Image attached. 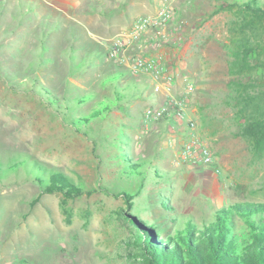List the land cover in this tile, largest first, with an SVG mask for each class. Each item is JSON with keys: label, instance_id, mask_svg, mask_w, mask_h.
Masks as SVG:
<instances>
[{"label": "rangeland", "instance_id": "1", "mask_svg": "<svg viewBox=\"0 0 264 264\" xmlns=\"http://www.w3.org/2000/svg\"><path fill=\"white\" fill-rule=\"evenodd\" d=\"M159 1L0 0V169L5 173L0 179V264H142L125 243L132 227L123 217L133 214L116 195L138 191L139 179L122 172L123 155L168 173L164 182H146L133 199L134 213L147 211L136 216L145 221L153 219L160 197L177 214L195 219L208 218L226 203H264V155L253 152L250 139L240 134L241 119H235L224 96L234 88L232 80L247 77L246 71L254 83L250 90L264 93V17L239 7L212 15L223 1L247 0H170L185 23L175 97L189 79L186 113L213 159L211 167L193 166L180 158L186 131H176L169 145L173 134L164 122H140L143 112L159 102L151 86L106 58L109 41L139 12L131 7L154 9ZM116 7L127 10L119 20L95 12ZM126 15L133 17L119 28ZM238 39L251 41L258 57L250 54L254 67L241 74L231 54ZM118 69L127 74L120 82L124 95L116 102L106 77ZM129 81L135 85L130 90L124 86ZM88 92L110 110L92 117L101 107L96 100L63 101ZM46 94L59 101L48 104ZM81 116L89 122L77 129L70 119ZM13 159H27L28 170L30 161L56 169L84 193L40 195V186L22 168L8 169ZM156 210L162 213L159 206Z\"/></svg>", "mask_w": 264, "mask_h": 264}, {"label": "trees", "instance_id": "2", "mask_svg": "<svg viewBox=\"0 0 264 264\" xmlns=\"http://www.w3.org/2000/svg\"><path fill=\"white\" fill-rule=\"evenodd\" d=\"M261 2L262 0H247L238 4L237 1L232 3L223 1L212 12V15L225 8L239 7L244 12L262 18L264 17V1ZM18 6H21V3ZM32 6L29 4L27 8H32ZM232 51L230 52L233 56V65L237 66L236 72L238 74L252 68V59L248 57L250 54H254L256 50L251 41L238 39L236 47ZM254 56L257 61V55L254 54ZM94 57L91 60H94ZM261 66L264 68V61ZM246 73V78L241 75L231 81L234 88L231 93H225L224 96L227 99L226 105L234 110L235 119H241L237 125L240 134L250 139L253 152L264 155V93L259 89L254 94L250 90L254 83L249 71ZM126 74L125 71L118 69L116 73L106 77V82L115 91L114 99L116 102L122 100L121 97L124 95L121 93L124 87L120 85V82ZM257 80L258 77H256ZM131 82L129 81L124 85L129 90L135 86H130ZM46 95L45 100L48 104L55 105L59 101L55 99L56 97ZM69 100H73L79 105L96 100V104L101 107L92 113V117H99L104 110H110L104 103L98 101L91 92L82 98L80 96L73 99L66 98L63 101L66 104ZM70 120L71 125L77 129L80 125H87L89 122V118L84 116ZM121 158L126 164L122 172L127 177L139 179L138 191L120 190L116 195L123 199L133 214L123 217L124 223L132 227V238L125 243L133 247L137 251V255L142 257V264H264V203L245 200L226 203L213 210L208 218L199 217L195 219L192 215L177 214L174 207L161 200L160 197V201L155 200L154 202L153 219L145 221L136 216L139 212L145 214L147 211L134 213L133 199L146 182H164L168 173L152 167L145 160L132 161L129 156L125 155ZM11 161L8 169L17 172L19 168H22L28 176L27 179L31 178L40 186V195L43 193H60L67 198H76L84 193L80 186L56 169H47L36 161H30L28 170L27 159L25 161H19V159ZM139 168H144V171L138 170ZM4 174V171L1 174L0 169V179ZM157 206L162 209V213L156 210Z\"/></svg>", "mask_w": 264, "mask_h": 264}, {"label": "built area", "instance_id": "3", "mask_svg": "<svg viewBox=\"0 0 264 264\" xmlns=\"http://www.w3.org/2000/svg\"><path fill=\"white\" fill-rule=\"evenodd\" d=\"M184 24L172 1L161 0L155 13L137 15L109 41L106 58L144 79L152 93L158 95L159 102L143 112L140 122L143 125L164 122L168 133L173 134L167 141L169 145L174 144L176 131H186V138L180 143V158L189 165L211 167V153L195 135L194 122L186 113V101L192 89L189 79L184 81L180 97H175L177 55Z\"/></svg>", "mask_w": 264, "mask_h": 264}, {"label": "crops", "instance_id": "4", "mask_svg": "<svg viewBox=\"0 0 264 264\" xmlns=\"http://www.w3.org/2000/svg\"><path fill=\"white\" fill-rule=\"evenodd\" d=\"M160 2H161V0L159 1V3H158V5L154 8V9H150V8H147V7H145V6H142L141 8L140 7H136V8H133V7H131L132 9H135V10H138L139 12H138V14H133V16L134 17H136L137 15H147V14H153V13H155V11L157 10V8L159 7V5H160ZM102 7V6H101ZM104 7V6H103ZM127 8V7H126ZM129 8V7H128ZM101 11H99V10H97V11H95V12H97V13H99L100 15H103V16H105L106 18H108V17H115V18H118V20H119V18L120 17H122V14L124 13V12H126L127 10L125 9H122V8H119V7H116V9H104V8H102V9H100ZM133 16H127L126 15V17L124 18V20L121 22H119L118 24H116V25H118L119 26V28H120V26H123L124 27V25L126 26L127 25V22H128V20L130 19V18H132ZM133 17V18H134ZM114 18V19H115ZM132 18V19H133ZM114 19H112V20H114ZM132 19L130 20V22L132 21ZM130 22H129V24H130ZM129 25H127L125 28H127ZM123 29V28H122ZM180 68H181V66H177V68H176V77L178 76V74H179V70H180ZM176 134H174V136H175Z\"/></svg>", "mask_w": 264, "mask_h": 264}]
</instances>
